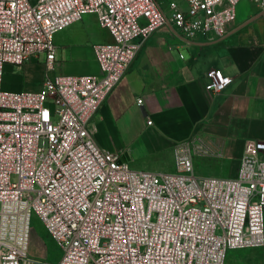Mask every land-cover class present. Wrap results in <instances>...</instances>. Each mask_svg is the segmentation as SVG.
Masks as SVG:
<instances>
[{"label":"built area","instance_id":"1","mask_svg":"<svg viewBox=\"0 0 264 264\" xmlns=\"http://www.w3.org/2000/svg\"><path fill=\"white\" fill-rule=\"evenodd\" d=\"M241 1L0 0V264H231L233 251L264 264V140L247 141L229 179L196 174L197 139L175 146L173 171L133 168L95 140L96 116L153 34L222 42ZM86 16L111 36L93 46L100 75H63L56 35ZM42 56L40 90L3 89L7 66ZM207 77L214 94L232 82ZM34 215L56 263L29 256Z\"/></svg>","mask_w":264,"mask_h":264},{"label":"crops","instance_id":"2","mask_svg":"<svg viewBox=\"0 0 264 264\" xmlns=\"http://www.w3.org/2000/svg\"><path fill=\"white\" fill-rule=\"evenodd\" d=\"M55 41L61 74L68 67L67 76L100 75L93 46L111 36L95 16L74 23ZM212 69L232 79L219 94L207 89ZM94 123L97 144L128 154L133 168L173 171L175 146L197 139L206 151L194 156L196 174L234 178L247 141L264 140V11L242 0L232 31L216 44L201 40L186 47L172 29L153 34Z\"/></svg>","mask_w":264,"mask_h":264},{"label":"rangeland","instance_id":"3","mask_svg":"<svg viewBox=\"0 0 264 264\" xmlns=\"http://www.w3.org/2000/svg\"><path fill=\"white\" fill-rule=\"evenodd\" d=\"M44 56L36 60L31 67L7 66L3 77V89L7 92L38 91L43 72ZM32 63V62H30ZM68 67L63 68V75H68ZM29 256L43 261L56 263L62 256L61 249L49 236L41 220L34 215L29 244ZM231 264H250L252 258L246 252L233 251L229 254Z\"/></svg>","mask_w":264,"mask_h":264},{"label":"water","instance_id":"4","mask_svg":"<svg viewBox=\"0 0 264 264\" xmlns=\"http://www.w3.org/2000/svg\"><path fill=\"white\" fill-rule=\"evenodd\" d=\"M122 160H129V156H128V154H124Z\"/></svg>","mask_w":264,"mask_h":264}]
</instances>
